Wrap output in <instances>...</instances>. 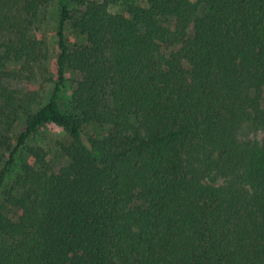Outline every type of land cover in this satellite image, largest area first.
I'll use <instances>...</instances> for the list:
<instances>
[{
	"label": "trees",
	"instance_id": "1",
	"mask_svg": "<svg viewBox=\"0 0 264 264\" xmlns=\"http://www.w3.org/2000/svg\"><path fill=\"white\" fill-rule=\"evenodd\" d=\"M68 1L34 111L2 83L42 52L25 22L44 0H0V30L21 32L0 42V189L40 127L70 139L59 170L26 148L0 204V264H264V0ZM67 22L85 44L67 45ZM67 72L80 79L63 111Z\"/></svg>",
	"mask_w": 264,
	"mask_h": 264
},
{
	"label": "rangeland",
	"instance_id": "2",
	"mask_svg": "<svg viewBox=\"0 0 264 264\" xmlns=\"http://www.w3.org/2000/svg\"><path fill=\"white\" fill-rule=\"evenodd\" d=\"M89 0H69L67 6L69 9H80L83 7V2ZM61 0H44V4L38 8L36 15L29 16L28 22H25L26 32L29 38H34L42 43V52L36 56L34 61L27 63L24 59L21 61L13 60L7 67L10 76L4 81L2 91L6 96H13L16 100L33 99L34 111L48 103L53 87L57 80V58L59 54L57 25L60 15ZM140 5L147 7L146 2H141ZM124 5L119 2L110 8L111 13H120L124 11ZM17 32L20 31H1L0 42L10 44L17 42ZM21 33V32H20ZM66 43L69 47L83 45L86 43V38L71 28V24H65ZM64 92L60 101L63 111H67L72 97L76 82L80 79V75L76 72H67ZM6 101V98H4ZM3 100V101H4ZM262 102L264 103V88L262 92ZM9 115L7 105L1 101L0 109ZM2 110V109H1ZM5 118V117H4ZM23 123L19 122L15 125L12 133L7 135L5 141H10L11 145H15V136L22 132ZM86 131L92 134L94 129L90 126H85ZM243 131V130H242ZM241 131V132H242ZM8 139V140H7ZM70 139L67 134L59 127L53 124H46L31 136L26 142V147L19 149L16 155V160L11 172L7 175L3 187L0 189V204L3 203V192L9 189L22 165L29 161V156L26 154V148L29 146L41 147L47 152V160L53 170H59L61 167L68 164V159L61 150V144L68 145ZM10 217L17 220L18 213L11 212Z\"/></svg>",
	"mask_w": 264,
	"mask_h": 264
}]
</instances>
